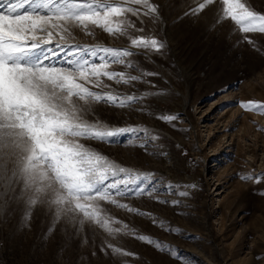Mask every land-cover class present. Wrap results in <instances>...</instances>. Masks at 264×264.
Returning <instances> with one entry per match:
<instances>
[{
    "label": "rangeland",
    "instance_id": "rangeland-1",
    "mask_svg": "<svg viewBox=\"0 0 264 264\" xmlns=\"http://www.w3.org/2000/svg\"><path fill=\"white\" fill-rule=\"evenodd\" d=\"M151 2L159 6L160 19L142 17L143 35L165 42L159 52L130 44L131 36L141 34L137 31L140 22L130 14L136 28H129L127 36L112 35L92 25L91 34H87L70 25L71 35L65 34L66 40L58 35L54 38L56 43L69 45L60 53L62 57L76 44L126 48L135 53L126 59L139 70L114 63L109 64L110 70L158 74L143 76V81L150 83L118 84L102 78L109 88L86 85L94 91L145 98L124 108L93 103L82 114L83 120L104 130L122 126L145 129L159 137L154 144L145 150L131 133L118 137V143L89 139L80 143L117 167L134 174L149 173L153 179L144 186H155L161 197L177 199L166 184L195 183V189H178L191 193L179 208L154 202L147 194L117 198L178 226L182 233H165L148 217L107 202L102 208L112 218V227L126 224L125 231L109 234L87 220L81 225L79 219H61L49 231L54 210L47 203L35 205L25 219L23 200L9 199L5 204L0 198V264H264V182L240 178L264 172V114L243 110L239 104L245 100L264 102V34H247L254 44L243 41L245 34L234 22H217L218 9L222 12L219 4L195 16H183L197 0ZM241 2L264 14V0ZM42 35L47 39L46 33ZM101 55L105 54L97 50L90 59L98 64ZM161 113L179 114L175 123L186 134L155 118ZM160 151L166 155L152 154ZM141 234L175 245L180 259L169 258L135 238ZM109 245L134 255L114 253Z\"/></svg>",
    "mask_w": 264,
    "mask_h": 264
},
{
    "label": "snow or ice",
    "instance_id": "snow-or-ice-1",
    "mask_svg": "<svg viewBox=\"0 0 264 264\" xmlns=\"http://www.w3.org/2000/svg\"><path fill=\"white\" fill-rule=\"evenodd\" d=\"M214 4L222 7V12L218 9L217 22H234L245 34L243 41L254 44L247 34H264V14L250 9L241 0H197L182 15L201 14ZM158 13L159 6L151 0H0V188L3 189L0 198L5 204L9 199L23 200L25 219L35 205L47 203L49 209L54 210L49 231L61 219H79L81 225L87 220L113 235L125 231L126 224L112 227V218L102 208V203L107 202L148 217L153 226L165 233H182L178 226L156 218L151 212L121 203L117 198L147 194L154 202L179 208L191 193L178 189H195V183L166 184V189L177 199L161 197L156 194L155 186H144L145 181L153 179L149 173L134 174L126 167H117L80 143L81 139L118 143V137L131 133L136 134L139 146L145 150L150 143L154 144L159 137L145 129L122 126L104 130L83 120L82 114L93 103L104 102L124 108L139 104L145 98L111 90L94 91L86 85L109 88L102 78L118 84L150 83L143 81V76L158 74L131 75L110 70V63L139 70L135 63L126 59L135 54L126 48L76 44L62 57L60 53L69 45L56 43L54 38L58 35L60 40H66L65 34L71 35L70 25L81 27L87 34H91L89 25H92L112 35L127 36L129 28L135 29L139 21L141 27L137 31L141 34L131 36L130 44L159 52L165 42L143 35L141 19L158 20ZM129 14L136 21L131 20ZM45 33L47 39L42 35ZM51 44L55 47L48 46ZM97 50L105 54L100 56L98 64L90 59L97 55ZM239 104L243 110L264 114V102L245 100ZM155 118L186 134V130L179 129L175 123L179 114L161 113ZM141 136L144 139L141 140ZM152 154L166 155L163 151ZM188 162L195 164L192 160ZM240 178L264 182V172ZM135 238L169 258L180 259L175 245L146 234L135 235ZM108 247L114 253L134 255L112 245Z\"/></svg>",
    "mask_w": 264,
    "mask_h": 264
}]
</instances>
